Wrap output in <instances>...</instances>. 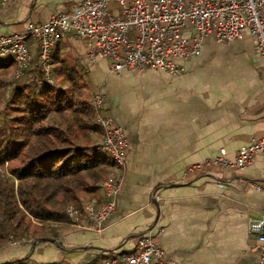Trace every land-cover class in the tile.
Here are the masks:
<instances>
[{
    "label": "crops",
    "instance_id": "1",
    "mask_svg": "<svg viewBox=\"0 0 264 264\" xmlns=\"http://www.w3.org/2000/svg\"><path fill=\"white\" fill-rule=\"evenodd\" d=\"M82 1L0 0V35L24 33L28 24L70 13ZM31 50L39 59L36 42ZM89 50L88 40L69 37L54 56L88 76L92 97L106 95V113L128 135L116 211L102 231L86 220L61 225L58 244L24 245L13 251L17 259L5 247L0 264L31 251L38 264L103 262L137 253L138 238L156 225L162 229L156 243L177 264H260L261 246L249 226L264 217V155L244 170L206 166L187 174L222 150L234 159L264 138V63L257 40L247 31L226 44L210 37L202 55L183 62L178 76L113 74L107 61H90ZM102 197L100 191L96 198Z\"/></svg>",
    "mask_w": 264,
    "mask_h": 264
},
{
    "label": "built area",
    "instance_id": "2",
    "mask_svg": "<svg viewBox=\"0 0 264 264\" xmlns=\"http://www.w3.org/2000/svg\"><path fill=\"white\" fill-rule=\"evenodd\" d=\"M246 31L257 40V52L264 63V0H84L70 13L61 12L46 23L28 24L24 33L0 35V63L13 61V77L22 78L32 64L31 46L39 42V61L51 80L55 49L70 37L88 40L89 60L107 61L113 74L162 71L178 76L185 71L183 62L202 55L210 37L226 44L242 39ZM106 100L103 92L92 97L103 130L100 147L115 172L101 184V199L88 200L83 208H67L72 219L86 220L97 231L103 230L116 211L130 149L125 129L106 113ZM257 155H264V138L242 148L234 159L222 150L218 156L189 167L187 174L206 166L244 170ZM249 230L261 246L260 264H264V217L252 220ZM161 234L156 225L138 238L137 253L94 264H177L156 243Z\"/></svg>",
    "mask_w": 264,
    "mask_h": 264
},
{
    "label": "trees",
    "instance_id": "3",
    "mask_svg": "<svg viewBox=\"0 0 264 264\" xmlns=\"http://www.w3.org/2000/svg\"><path fill=\"white\" fill-rule=\"evenodd\" d=\"M14 73L13 61L0 63V250L53 242V229L77 223L67 208H83L115 172L100 147L103 130L83 71L54 56L48 80L32 56L22 78ZM2 264L38 263L28 255Z\"/></svg>",
    "mask_w": 264,
    "mask_h": 264
},
{
    "label": "rangeland",
    "instance_id": "4",
    "mask_svg": "<svg viewBox=\"0 0 264 264\" xmlns=\"http://www.w3.org/2000/svg\"><path fill=\"white\" fill-rule=\"evenodd\" d=\"M112 7H114V4L111 5V8ZM17 166H18L17 163L10 164V165L7 166V168H5V171L6 172H11V170L14 169V168H16ZM32 230H35L38 233L42 231V229L40 228V225L36 221H34L32 223ZM62 234H63V230L62 229H53L52 235L54 236L53 237L54 240L59 239ZM27 244H29L30 246H35V245L38 246V242L35 243L34 241H29V242H26L24 244L23 243H21V244H19V243L11 244V245H9V247H7V248H9V250H7V252H9L10 258H13V257H16L17 256L16 257V259H17L19 257V255H18L17 252H13V251H21V249H23L21 247H23L24 245H27ZM4 252H5V250L2 251V249H1L0 250V255L3 254ZM31 253H32V251H31ZM31 253L29 255H31ZM13 259H15V258H13ZM13 259H11V261ZM3 262L4 261H2L1 263H3Z\"/></svg>",
    "mask_w": 264,
    "mask_h": 264
},
{
    "label": "water",
    "instance_id": "5",
    "mask_svg": "<svg viewBox=\"0 0 264 264\" xmlns=\"http://www.w3.org/2000/svg\"><path fill=\"white\" fill-rule=\"evenodd\" d=\"M53 243H54V244H58V241H57V240H54Z\"/></svg>",
    "mask_w": 264,
    "mask_h": 264
}]
</instances>
